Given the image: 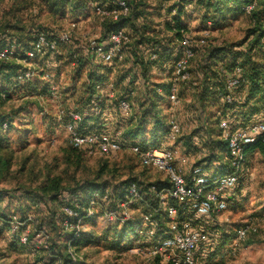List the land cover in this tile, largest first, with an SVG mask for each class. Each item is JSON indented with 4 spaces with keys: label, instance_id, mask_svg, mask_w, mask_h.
<instances>
[{
    "label": "rangeland",
    "instance_id": "obj_1",
    "mask_svg": "<svg viewBox=\"0 0 264 264\" xmlns=\"http://www.w3.org/2000/svg\"><path fill=\"white\" fill-rule=\"evenodd\" d=\"M177 2L179 3L178 0H166L165 2L136 0V3L140 5L139 9L143 11L146 23H148L147 37L155 38L159 43L166 44L164 38L173 34H170L164 27L163 14L169 10L168 13H172L173 9L171 8ZM94 3H96L94 0H89L87 6L82 10L75 11L69 5L58 10L51 8L49 0H0V34L7 33L11 37H18L21 41L26 40L33 29L49 31L55 35L67 30L72 22H77L71 43L59 45L56 52L41 56L30 64L35 75L29 83H31V87H36L38 93L31 94L18 90L17 93H12L10 98L0 100V118L11 122L6 130L3 129L4 126L0 127V141H7L15 151L11 174L7 181L0 184V190H2L0 194L5 196L0 198V212L8 215L13 213V216L21 222L19 219L22 210L25 209L22 204L24 198L18 197L20 194H15L22 188L36 191L47 176L60 177L65 186L72 188L84 183L108 181L110 187L105 190V193L100 192L101 200L95 209L94 218L85 222L82 227L84 235L90 236L95 241L99 237L100 239L98 242L80 247L77 254L82 257V260L77 264H155V259L146 248L148 245L145 244L149 243V239L142 242L133 234L130 241L126 239L124 244H119L120 246H126V243L132 245V248L124 251L116 246H110L113 243V237H110L109 240L105 239L104 236L107 233L114 235L122 232L124 228V223L118 220H108L105 216L108 209L118 208V204L113 202L111 187L126 181H136L144 191L143 202L148 203L146 200L148 199L147 184L168 183L165 173L140 163L137 155L129 147L132 144L162 151H176L178 157H186L188 160L183 165L186 176L190 175L192 167L196 165H203L208 173H222L229 170L224 149L216 150L214 158L208 157L210 143L207 142V139L210 137L206 135L207 133L201 125L203 117H200L199 98L201 101L204 99L205 103H211L207 105L211 117L204 118H207V125L213 134L212 139L220 140L223 143H226V140L224 133L219 128L221 117H214V114L222 109V106L218 105L220 101L211 98L209 93L203 96L199 93L202 85L198 71L204 56L202 55L203 47L198 44L197 40L204 31L209 30L213 44L218 45L217 43L223 41L224 45H239L249 36L252 37L250 32L255 28V22L251 14L241 10L228 13L225 16L226 19L218 18L221 23L211 25L210 28L203 22L200 7L196 6L194 14L186 12L183 15L185 25L182 34L190 36L194 40L192 45L196 48L195 57L190 62L191 80L187 83H180L179 101L171 102L169 97L170 78L173 63L176 61L174 56L173 60L162 59L163 62L154 63L156 66L160 64L165 67L154 66L151 74L152 79H148L151 84L150 89L156 91V88L162 87L164 91L163 98L166 100L157 106L160 116L167 126V130L163 134L153 135L154 120H150V123L146 124L145 137H143V133L134 137L138 139L125 135L128 132V127L131 128L140 122L143 109L147 108L144 93L148 86L145 84L143 76L133 78L126 75L129 71L130 75L132 71H135L132 58H128V52H124L125 59L114 64L98 61L99 71L101 70L105 74L106 71H111L108 75V86L113 85L112 90H108L109 98L100 108V123L104 126L101 132H110L115 135L121 131V140L124 142V146L121 150L107 155L91 154L85 149L77 151L71 149L70 131L65 124V114L62 115V119L59 117L60 111L70 109L72 102L81 108L87 102V77L91 67L86 60L88 56L85 48L86 37L98 35L102 40H106L112 29V25L101 22L100 17L95 13ZM188 6L191 5H187V9ZM123 28L131 30V22L123 24ZM24 37L25 39H23ZM135 42V38H131L130 47H133ZM170 46L172 47V44ZM180 46H182L181 41ZM14 48L18 51L22 50L23 46L19 43ZM78 56L82 58L81 65L77 61ZM178 56H181L180 47ZM10 61L17 65L22 64L18 60ZM217 61L224 67L229 65L225 58L221 61L217 58ZM24 65L28 67V64ZM139 74H142V70ZM4 79L5 77L0 76L1 85H4ZM52 86L59 93L57 98L51 97L52 95L45 89L48 87L51 90ZM103 91L105 94L107 89L104 88L100 93ZM22 94L24 95L22 96ZM160 95L158 93L156 97L160 98ZM122 97H126L130 101L132 105L130 113L121 109L119 101ZM173 122L179 124L180 127L174 137L170 134ZM217 143L215 144L217 145ZM224 146L226 147V144ZM68 158L71 159L68 160ZM105 164L108 169L99 177V171ZM242 175H244L243 181L247 183L248 189H245L247 195L241 199L239 195L238 198L241 201L235 204L229 203L227 210L218 217L219 222L224 224L226 230L232 235L225 248V250L229 248L232 250L223 252L222 256L218 257L219 264H264V153L258 148L249 154ZM232 191L228 192L226 196L234 194ZM104 195L107 196L103 199ZM3 199L4 202H2ZM143 202L137 201L130 205L131 221L135 225L140 223L141 226L143 223V214L146 210ZM26 211L30 217L33 216L37 220L33 225L30 224L23 233L20 232L16 241L15 231L0 221V264H37L39 261L43 262L41 259L47 260L50 251H52L50 248L54 247L59 250L63 249L65 245L66 232L69 231V228L62 229L65 226L64 222L59 223L54 218L51 220L49 217H45L34 202L30 203V207ZM53 220L56 222H52ZM52 223L64 231L63 236L59 239L56 236L58 230L53 229ZM40 224H43L42 227L45 231L40 229L35 233L34 231ZM245 224L251 226L249 237L239 242L236 231L240 225ZM199 228H203V226ZM39 232L42 233L39 234ZM130 232L129 230L128 233ZM33 234L36 236L32 242L29 240V245L22 243L20 239L22 236L27 235L29 238ZM67 234L69 235V233Z\"/></svg>",
    "mask_w": 264,
    "mask_h": 264
},
{
    "label": "trees",
    "instance_id": "obj_2",
    "mask_svg": "<svg viewBox=\"0 0 264 264\" xmlns=\"http://www.w3.org/2000/svg\"><path fill=\"white\" fill-rule=\"evenodd\" d=\"M51 3V8L59 9L61 7L70 6L75 11L82 10L85 6H87L89 0H49ZM96 3L107 8L117 7L118 0H94ZM128 5L130 7L129 15L126 17L121 18L118 21L106 20L104 23L108 25H112V29L115 28H123V24L131 22L132 29L126 30L129 36V42L124 45V52H128V58H132L133 60V69L130 75L127 73L128 77H140L143 76L145 78V84L148 86L146 87V94H145V105L147 108L143 109L142 117H140V122L137 125H134L131 128H127L128 132L125 135L129 137H137L140 133H143V137H145L146 124L150 123V120H154L152 123L153 135L163 134L167 130V126H165V122L160 116V111L158 109V101H165L166 99L163 98V95H160V98H157V88L150 89L151 84L149 83L148 79H152V69L156 66V63H161L164 60H177L179 58L178 50L180 47V51L182 54V46H180V41L184 34H182V30L184 29V21L183 15L188 13H195V8L200 7V11L202 13L203 22L208 23L211 22L212 25L220 24L221 20L218 18L223 17L222 19H226L225 16L232 12V11H244L247 14H251L254 18L255 28L251 30L252 37H248L247 40L242 42L239 45H224V42L217 43L218 45L213 44V41L209 39V45H202L198 43L201 47H203L202 58L199 66V79L201 81V90L200 94L206 95L209 93L210 97L213 99H218L220 101V106L222 109L218 111L214 117H228L231 124L236 127L247 126L252 123H258L264 121V46L262 45V40L264 39V0H193L192 3L188 2L187 0H178L179 3H175L171 9L172 13H164V27L171 35L168 38H164L166 44L159 43L155 38L147 37L146 32L148 29V23H146V19L143 17V11L139 9L140 5L136 3V0H127ZM160 1V0H159ZM161 2V1H160ZM252 5L253 8L250 12L246 11L247 5ZM187 5L189 10L186 8ZM188 11H187V10ZM125 29V28H124ZM110 30V31H111ZM46 33L47 36L52 37L53 34L49 31H41V29H33L30 33L31 35L27 37L26 40H19L18 37H11L7 33L0 34V50L4 49L9 43L13 46L22 44V50H15V54L11 59L0 60V76L5 77V81H3L4 85L0 84V100L7 99L12 96V93H17L18 90L20 92H29L31 94H35L37 92L36 87H31V79L25 81V83H21L18 80V76L24 72V65L23 64H15L13 63L12 59L20 60L24 59L27 56V52L32 49L33 42L35 41L37 35L39 33ZM202 37V36H201ZM201 37L197 40L201 39ZM131 38H135V43L133 47H130ZM25 39V37L23 38ZM8 42V43H7ZM218 42V41H217ZM172 44V47L170 46ZM61 45V44H60ZM86 48V47H85ZM178 48V49H176ZM194 52H196V48L193 46ZM150 52H156L158 54V58L156 61H151L149 58ZM86 54L88 55L86 60L90 63L91 67L88 72L87 77V102L83 108L76 105L74 102L70 104V109H74L77 112L82 113V120L79 123H76V128L78 132L85 134V133H94V132H101L103 129V125L100 123L101 119L99 118L101 115V110L99 113L93 112V106L98 104L100 108L105 104L106 99H108V90L105 92L100 93L97 89L98 84L106 85L109 83V73L111 71L104 72L99 71L98 68V60L87 51ZM126 55V54H125ZM86 57V55H85ZM177 57V58H176ZM195 57V55H194ZM192 58V60L194 59ZM127 58V57H126ZM217 58L219 60H227L229 65L224 67L220 63H218ZM125 59V58H124ZM162 59H164L162 61ZM35 59L33 62H35ZM82 58L78 57V63L81 65ZM113 63H105V64H114ZM104 63V62H103ZM155 63V64H154ZM215 63V64H214ZM214 64V67H213ZM159 68H163L165 66L158 65ZM158 66H156L158 68ZM242 68V77L246 80L242 86L238 87L234 92V99L232 103H227L219 98V89H222L225 86V82L228 77L233 76L235 74L236 68ZM142 70V74H139ZM191 70V67H190ZM135 76H134V75ZM212 74V75H211ZM165 87V85H162ZM34 88V90H32ZM159 88V87H158ZM47 93H50V89L46 87ZM44 89V92L46 91ZM38 93V92H37ZM24 94H22L23 96ZM162 96V97H161ZM155 97V98H153ZM126 98V97H122ZM168 98V97H167ZM128 99V98H127ZM208 102V101H207ZM200 103L201 114L200 117H203L202 120V128L207 133L206 135L209 136L207 142H209V158H214L216 155V150L221 149L226 151V147L224 146L226 143H223L220 140H213L211 129H209L207 125V114L206 110L204 109L206 105L211 104L210 102L205 103V100L202 101L200 98L198 99V104ZM212 108V107H211ZM6 118V117H3ZM8 118V117H7ZM66 119L65 122L72 121V117H64ZM0 127H3L7 124V127L11 124L7 119L0 118ZM216 124V123H215ZM3 129H7L4 127ZM138 139V138H134ZM145 140V139H144ZM218 142V143H217ZM143 143V142H142ZM217 143V145L215 144ZM145 144V143H143ZM71 149L78 150L79 148L74 147L70 142ZM256 148L264 153V142L262 139H258L255 143L250 144L246 150L247 156L251 154ZM223 152V151H222ZM15 151L10 147L7 141H0V184L7 181L9 178L12 167H13V160H14ZM208 158V160H209ZM71 158H68V160ZM108 166L105 164L101 167L99 171V177L102 176L103 173H106ZM98 177V178H99ZM244 175L240 178L239 184L237 188H235L232 192V198L229 200L230 204H235L240 202L241 197H245L247 192L245 189L247 188V183L243 181ZM130 182V181H129ZM128 181L113 185L111 187L113 202L117 204L124 198V186L127 184ZM152 184L158 183H151L147 184V194L148 199L147 202L153 205H156V202L150 197H152L149 193L150 187ZM110 186L108 185V181H104V183H89V184H81L75 188L67 187L64 185L62 179L60 177H53L47 176V178L39 184L36 191H31L27 189H20L17 192L18 197L24 198V208L22 210V214L20 217L21 225L20 229L15 232L14 237L15 241L18 240L19 233L25 230L28 226L33 225L34 222L37 220L33 216L30 217L29 213L26 211L28 207H30V203H35L37 207L43 212L45 217H49V219H56L57 222H64L68 219V216L65 214L63 208L68 206L76 210L79 213L80 217L84 221L83 223L92 220L95 215H89L87 213V208L89 206L90 199L95 192H102L105 193ZM2 192V190H0ZM4 198L2 194H0V198ZM5 200L3 199L2 202ZM144 200H141L143 202ZM9 202V201H7ZM145 203L146 210L144 213L149 211L147 206L148 203ZM22 206V205H21ZM13 213L8 215L0 212V221L11 229L12 222L14 220ZM196 215V216H194ZM155 220L158 221V229L157 232L164 234L168 229V224L170 219L166 214L162 215H155L153 216ZM177 219L182 221H191L193 227L199 228L203 226L208 233V240L201 243L197 250H196V257L198 263L200 264H219L218 257L222 256L223 252L231 251L232 248L225 250L226 245L231 239V234L226 230L224 224L220 223L218 218L210 217V216H198L194 211L179 209ZM56 222V221H52ZM70 222H75L74 219H70ZM52 227L54 230H58L57 232V239L63 236V230L68 228L66 226L62 227L63 230H60L58 225H54L52 223ZM43 224L38 225L37 231L43 229ZM140 226V223L135 225L131 220L127 223H124L123 231L120 233L106 234L104 237L106 240H109L110 237H113V245L116 246L121 251L127 250L132 248V245L120 246L124 244L126 239L131 240V235L137 236V228ZM162 227V228H161ZM161 228V229H160ZM131 231L128 233V231ZM161 230V231H160ZM42 233V232H39ZM69 233V235L67 234ZM67 238L65 240V245L63 249H53L50 248V255L46 259H41L43 262L39 261L37 264H77L74 263L72 260V255L69 250L72 248L74 252L78 253L80 251V247L93 242H98L100 237L95 241V239H91L90 236L84 235L82 230H69L66 232ZM36 235H30L29 240L32 242ZM129 237V238H128ZM140 241L144 242L147 241L145 238L138 237ZM29 241V242H30ZM116 242V243H114ZM116 244V245H114ZM118 244V245H117ZM120 244V245H119ZM148 246L151 244L145 243ZM29 245V244H25ZM144 245V244H143ZM225 250V251H224ZM155 264H172L171 261H163L159 257H155ZM164 262V263H162Z\"/></svg>",
    "mask_w": 264,
    "mask_h": 264
},
{
    "label": "built area",
    "instance_id": "obj_3",
    "mask_svg": "<svg viewBox=\"0 0 264 264\" xmlns=\"http://www.w3.org/2000/svg\"><path fill=\"white\" fill-rule=\"evenodd\" d=\"M165 2L166 0H160ZM192 3L193 0H187ZM252 5L246 6V11L252 10ZM95 13L100 17L101 22L106 20L118 21L129 15L130 7L127 0H118L117 7L107 8L105 6L94 4ZM212 25L208 23V28ZM77 28V22H72L67 30L53 34L52 37L46 33H39L33 42L32 49L27 52V56L19 61L28 64L24 72L18 76V80L22 83L35 75L34 70L30 67L32 62L50 52H56L60 44L71 43L74 32ZM210 32L204 31L198 43L209 45ZM129 42V36L124 28H115L108 33L107 39L102 40L98 35L86 37V48L96 60L104 63H112L121 61L125 58L124 45ZM194 40L183 35L182 54L173 63L172 75L170 78V101L175 103L179 101L178 90L180 83H187L192 78L190 70V62L195 55L193 49ZM264 46V39L262 40ZM15 54L13 45L8 44L4 49L0 50V60L11 59ZM79 57V56H78ZM151 61H156L158 54L150 52ZM78 61V58H77ZM246 80L242 77V68L238 67L235 74L227 78L225 86L219 89V98L227 103H232L234 99L233 92ZM105 86L97 85L99 92L104 90ZM112 90V89H111ZM159 94L163 95L162 87L157 88ZM113 93V92H112ZM54 98L59 96L57 89L51 87L50 93ZM120 107L124 112H131V103L127 98H121ZM94 113L100 112L98 104L93 107ZM72 117V121L65 122L70 131L71 144L79 149H85L89 153H97L107 155L121 150L124 142L121 140V131L113 135L110 132H94L82 134L78 132L76 123L82 120V113L74 109L60 111V117ZM7 127V124L4 125ZM219 128L222 130L226 140V159L229 163V170L222 173H208L203 165L193 166L190 175L186 176L183 171V165L188 162L186 157H178L174 150H158L149 147H142L138 144L130 145V149L137 155L140 163L146 167L156 168L167 176L168 183L152 184L149 190L150 195L156 202V205L147 204L149 211L143 214V223L137 232V236L149 239L151 242L146 248L155 258L159 257L163 261H171L172 264H200L196 257L198 246L208 240V233L204 228H195L190 221L180 222L177 217L179 209L194 211L198 216H210L218 218L229 206V200L232 195L226 196L228 192L234 190L242 177V172L246 162L248 161L247 148L250 144L255 143L258 139L264 142V121L252 123L247 126H233L228 117H221L219 120ZM180 130L179 124L173 122L171 127V135L175 136ZM124 198L118 203V208H110L106 211L105 216L108 220H118L121 223H127L131 220L130 205L134 202L143 200L144 191L142 186L136 181H130L125 184ZM107 195H104L103 199ZM100 192L93 193L90 199L87 213L95 215V209L100 204ZM68 219L64 221V225L69 230H82L84 221L79 213L68 206L63 208ZM166 214L170 219L168 229L164 234L157 232L158 221L153 218L155 215ZM13 231L20 229L21 222L13 216ZM74 219L75 222H70ZM228 221V219H226ZM142 227V228H141ZM141 228V229H140ZM251 226L249 224L240 225L237 229V240L239 242L248 239ZM44 233V232H43ZM40 234V233H39ZM23 244L29 243L28 236H22ZM38 247V246H36ZM69 252L72 255L74 263H80L82 257L74 252L71 248Z\"/></svg>",
    "mask_w": 264,
    "mask_h": 264
},
{
    "label": "crops",
    "instance_id": "obj_4",
    "mask_svg": "<svg viewBox=\"0 0 264 264\" xmlns=\"http://www.w3.org/2000/svg\"><path fill=\"white\" fill-rule=\"evenodd\" d=\"M152 73H153V72H152ZM108 84H109V83H107V84L105 85V89H106V88H107V89H111V87H113V85L108 86ZM145 94H146V93H144V96H145ZM142 96H143V93H142ZM144 98H145V97H144ZM157 103H158V104H161L162 101H160V102L158 101ZM205 109H207V110H206L207 117H211V116H210L211 113L208 111L209 109H208L207 105H206ZM139 114H140V112H139ZM140 116H141V114H140ZM140 116H139V117H140ZM214 116H215V114H214Z\"/></svg>",
    "mask_w": 264,
    "mask_h": 264
}]
</instances>
